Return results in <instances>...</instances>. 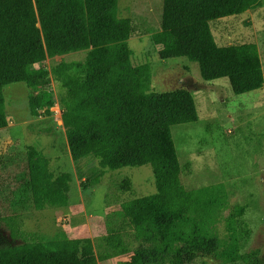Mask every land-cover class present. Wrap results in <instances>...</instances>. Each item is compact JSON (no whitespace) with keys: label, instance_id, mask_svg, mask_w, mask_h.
I'll use <instances>...</instances> for the list:
<instances>
[{"label":"trees","instance_id":"obj_1","mask_svg":"<svg viewBox=\"0 0 264 264\" xmlns=\"http://www.w3.org/2000/svg\"><path fill=\"white\" fill-rule=\"evenodd\" d=\"M262 4L163 0L161 29L152 41L161 46V58L187 57L198 64L204 80L227 78L235 94L261 89L264 68L257 43L221 46L211 22ZM134 31L132 20L120 15V0H0V129L9 124L4 87L25 82L45 88L52 71L64 89L59 102L74 160L93 157L110 170L153 168L156 192L121 204L132 241L110 231L107 257L129 255L118 264H192L200 257L264 264L260 248L242 250L250 235L242 221L246 207L229 205L224 183L185 187L172 127L197 122V104L187 88L150 91V64L132 62L128 41ZM78 51L84 52L81 59L61 61L51 71L33 67ZM54 104L47 89L29 96L34 115ZM28 169L36 209L69 202L71 173L55 174L35 146L28 149ZM130 186L125 179L124 188ZM6 220L13 236L23 234L12 217ZM23 239L0 247V264H97L89 237L45 239L34 232Z\"/></svg>","mask_w":264,"mask_h":264},{"label":"rangeland","instance_id":"obj_2","mask_svg":"<svg viewBox=\"0 0 264 264\" xmlns=\"http://www.w3.org/2000/svg\"><path fill=\"white\" fill-rule=\"evenodd\" d=\"M162 11L163 0H120V15L131 19L135 27L128 41L133 50L132 62L150 64V91L187 88L193 93L199 120L172 127L183 183L187 189L224 183L229 205L246 207L242 221L250 235L242 250L260 248L264 257V86L235 94L227 78L204 80L198 64L187 57L161 58V46L152 41V34L161 29ZM211 28L221 46L257 43L264 68V0L261 7L212 21ZM83 56L81 51L56 55L33 67L51 71L61 61ZM44 89L53 95L55 104L34 115L29 96ZM3 91L9 124L0 129V247L19 244L23 234L34 232L45 239L89 237L97 264H118L127 259L129 255L107 257L110 250L105 239L110 231L119 230L127 241H132L133 231L121 213V204L156 192L151 165L110 170L102 168L93 157L74 160L59 106L64 89L52 71L45 88L14 82ZM30 146L49 158L55 174L71 173L66 205L35 208L29 188ZM125 179L130 181L128 190L124 188ZM8 217L15 220L22 235L11 234ZM192 264L242 263L200 257Z\"/></svg>","mask_w":264,"mask_h":264},{"label":"built area","instance_id":"obj_3","mask_svg":"<svg viewBox=\"0 0 264 264\" xmlns=\"http://www.w3.org/2000/svg\"><path fill=\"white\" fill-rule=\"evenodd\" d=\"M60 106V105H59ZM61 107V106H60ZM52 108V107H51ZM62 109V108H61ZM61 119H62V114H61Z\"/></svg>","mask_w":264,"mask_h":264}]
</instances>
